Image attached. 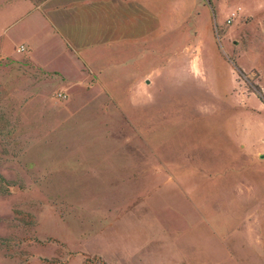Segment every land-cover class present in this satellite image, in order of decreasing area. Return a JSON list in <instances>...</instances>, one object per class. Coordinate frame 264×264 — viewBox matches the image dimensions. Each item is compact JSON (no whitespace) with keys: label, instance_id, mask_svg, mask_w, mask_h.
Returning <instances> with one entry per match:
<instances>
[{"label":"rangeland","instance_id":"1","mask_svg":"<svg viewBox=\"0 0 264 264\" xmlns=\"http://www.w3.org/2000/svg\"><path fill=\"white\" fill-rule=\"evenodd\" d=\"M42 1L0 0V264H91L71 231H244L262 152L228 133L264 151V0H172L135 83L37 65L19 21Z\"/></svg>","mask_w":264,"mask_h":264},{"label":"crops","instance_id":"2","mask_svg":"<svg viewBox=\"0 0 264 264\" xmlns=\"http://www.w3.org/2000/svg\"><path fill=\"white\" fill-rule=\"evenodd\" d=\"M28 4L22 8L26 16L19 22L28 21L33 33L20 40L30 45L37 65L67 76L75 70L87 76L107 73L134 77L135 83V77L154 74L159 44L173 40L166 35L164 42L159 41L157 30L160 26L164 33L172 25V18L168 19L172 0L170 4L168 0H43ZM159 12L164 13V20H158ZM35 36L41 37L42 53ZM63 69H69L68 73ZM250 110L261 113V109ZM228 134L250 159L262 152V165H246L239 178L244 185L237 199L245 203V209L238 219L245 220L244 231H150L144 227L140 231H81L76 232L78 238L71 231L70 245L76 241V253L92 256L91 264H264V151L247 148L230 130ZM152 210L146 211L150 215ZM197 213V219L211 218ZM219 213H223L221 209Z\"/></svg>","mask_w":264,"mask_h":264},{"label":"built area","instance_id":"3","mask_svg":"<svg viewBox=\"0 0 264 264\" xmlns=\"http://www.w3.org/2000/svg\"><path fill=\"white\" fill-rule=\"evenodd\" d=\"M233 15H234V12L231 13V16H233ZM262 142L264 143V139L262 140Z\"/></svg>","mask_w":264,"mask_h":264}]
</instances>
